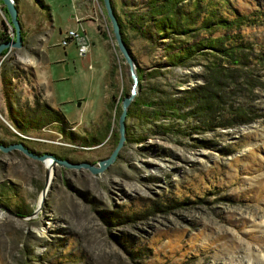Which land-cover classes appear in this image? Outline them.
I'll list each match as a JSON object with an SVG mask.
<instances>
[{
  "label": "rangeland",
  "instance_id": "rangeland-1",
  "mask_svg": "<svg viewBox=\"0 0 264 264\" xmlns=\"http://www.w3.org/2000/svg\"><path fill=\"white\" fill-rule=\"evenodd\" d=\"M143 1L111 0L120 17ZM192 1L176 4L190 28L186 37L152 44L129 39L136 84L122 140L108 164L91 173L81 163L97 166L115 147L120 99L131 83L101 1L41 0L43 7L17 0L30 28L20 27L19 48L0 53V76L10 79L8 101L29 104L37 93L61 114L72 139L53 124L14 130L0 86L1 143L20 142L67 163L47 166L49 158L0 151V264H264V0ZM208 14L207 30L200 23ZM233 14L245 16L231 33L238 60L247 65L230 68L243 76L237 86L222 81L215 92L210 128L204 112L176 119L193 105L164 113L159 99L172 107L174 98L192 97L187 91L205 86L203 67L214 58L199 49L184 66L168 67L166 43L198 47L200 39L221 34L214 19ZM67 29L83 35L82 55L69 40L62 46ZM0 32L12 36L1 3ZM135 97L137 105L131 104ZM236 110L252 121L220 126L234 123Z\"/></svg>",
  "mask_w": 264,
  "mask_h": 264
},
{
  "label": "trees",
  "instance_id": "trees-1",
  "mask_svg": "<svg viewBox=\"0 0 264 264\" xmlns=\"http://www.w3.org/2000/svg\"><path fill=\"white\" fill-rule=\"evenodd\" d=\"M33 1L37 5L41 4V0ZM180 1L183 0H144L141 3L142 5L139 6L131 4L130 7L138 8H135L131 12H127L124 17H120L115 13L110 0V6L118 26L120 40L130 58L131 55L128 49V43L131 37H138L146 43L152 44L155 39L162 40L170 37L173 38L174 35H181L182 37H186V35H188V30L190 28L185 27L186 16L179 14L176 10V4ZM192 2L194 5L197 1L193 0ZM122 5L124 4L122 3ZM42 6L45 7L44 5ZM244 18L245 16L233 14L230 18L221 17L214 19L213 26L215 28H220L222 30L221 34L213 38L207 37L202 40L200 39L198 47L195 44H185L182 40H175L174 45L176 46L172 45L173 41L166 43L165 46L167 47H165L166 49L165 54L163 55V60L165 66L168 67L175 65L184 66L189 58L196 53V50L199 49H207L208 52L212 51L210 54L214 58L207 60L203 67V80L205 82V86L199 85L192 90L187 91V93L191 94L192 97L181 96L179 98H174L171 102L173 105L172 107L168 106L165 102H162V99H159V104L161 105L160 108L164 111V113L172 114L173 110L177 111L181 108L183 109V107L193 105L185 111L180 110L179 112H176V119L179 121L191 116L195 112H204L205 114L202 116V122L206 123L207 129L210 128V122L216 118L215 111L218 105L215 92H217L218 89H222V86H224L226 82L233 83L237 86L235 81L243 79V76L240 74L238 75L235 72V69L231 70L230 68L238 67V65L246 67L247 65L244 60H238L240 57L237 53L238 51L236 50L238 44H235V34L231 33L233 29L241 25ZM209 23L210 17L208 14L204 20H201L200 26L205 25L204 27L208 30V28H210ZM124 29H128L133 36L131 35L130 38H128ZM102 36L104 39L105 37L103 34ZM7 39L8 37L4 33L0 32V41ZM240 46V48H245V45ZM4 50L1 52H4ZM9 80V78H5L4 75L1 74L0 86L4 97L5 119L14 130L20 133H26L27 131L38 130L41 127L53 124L56 131L60 135H63V137L68 141H71V133L62 129L63 118L61 114L57 111V109L51 108L42 99H39L37 93L31 95V102L29 104L25 102L18 107L12 106L8 101L6 92L9 87ZM222 81H224V84ZM248 88H251L250 85H248ZM202 97L206 98V104L204 106H199V101ZM134 103L137 105V97L132 99L131 104ZM125 113H127V111ZM232 119H235L233 121L234 123H232V121L225 122L220 124V126L230 127L232 124H244L252 121L251 117L246 116L244 112L239 113L237 110L234 118ZM166 129L176 130L173 126H168ZM18 140L20 139L18 138ZM79 143L82 145H89V141L86 138H81Z\"/></svg>",
  "mask_w": 264,
  "mask_h": 264
},
{
  "label": "water",
  "instance_id": "water-1",
  "mask_svg": "<svg viewBox=\"0 0 264 264\" xmlns=\"http://www.w3.org/2000/svg\"><path fill=\"white\" fill-rule=\"evenodd\" d=\"M100 1H101L102 8L104 10V13H105V17L109 23V27H110V31H111V35H112L114 45H115L118 53L120 54L122 60L127 65V69L129 71L131 83H130L128 93L123 95V97L120 99V110H119V113L117 116V130H118L119 136H118V140L116 142L115 147L109 153L108 156L97 161V166H91V165H88L86 163H81V165H83L85 168H87L91 173L101 171L105 167V165L108 164V162L113 158V156L115 154V150L122 140V128H123V118L125 115V110H126V107L129 103L130 99L132 98V96L135 92V84H136L135 76L133 74L132 60H131L128 52L126 51L124 45L122 44V42L120 40V36H119V32H118V26H117L115 17L112 14L111 6H110V0H100ZM0 3L3 5L4 11L8 17V21L10 24V31L12 34L11 38H9L7 40L0 41V52H1L2 50H4V49L6 50L8 48H19L21 45V42H20V26H19L18 19H17V13H16V7H15L14 0H0ZM8 150H18L21 153H23L24 155L29 156L30 158H35L37 160H43V159L45 160V159L49 158L50 159V162L48 160L49 165H51L52 163L67 164L64 160L56 159L53 156H51V154H45V153L35 154V153H32V152L26 150V148L23 147L20 142H14V143L6 144V145H3L0 142V151L6 152ZM45 175H46V171L44 170V176Z\"/></svg>",
  "mask_w": 264,
  "mask_h": 264
},
{
  "label": "built area",
  "instance_id": "built-area-1",
  "mask_svg": "<svg viewBox=\"0 0 264 264\" xmlns=\"http://www.w3.org/2000/svg\"><path fill=\"white\" fill-rule=\"evenodd\" d=\"M66 38L62 40V46L66 44V42L71 41L74 46L76 53L78 55H82L86 49V41L81 33H77L72 29H67L65 32ZM8 37L10 38V33L8 34Z\"/></svg>",
  "mask_w": 264,
  "mask_h": 264
},
{
  "label": "crops",
  "instance_id": "crops-1",
  "mask_svg": "<svg viewBox=\"0 0 264 264\" xmlns=\"http://www.w3.org/2000/svg\"><path fill=\"white\" fill-rule=\"evenodd\" d=\"M14 3H15V7H16V13H17V19H18V23H19V26L20 27H23L24 26V30L23 31H26V30H28L30 27L28 26V24L26 23V19L23 17V15L21 14V12H20V10L18 9V7H17V0H14ZM46 7V6H45ZM46 10H48V9H46ZM46 13H47V11H46ZM79 17H77V19H78ZM42 28V27H41ZM21 29V28H20ZM44 31V30H43ZM42 31V32H43ZM42 32H41V35L43 36V34H42ZM36 44H37V46H36V48L35 47H30V49L31 48H35L36 49V51L37 52H39L38 51V42H36Z\"/></svg>",
  "mask_w": 264,
  "mask_h": 264
},
{
  "label": "bare ground",
  "instance_id": "bare-ground-1",
  "mask_svg": "<svg viewBox=\"0 0 264 264\" xmlns=\"http://www.w3.org/2000/svg\"><path fill=\"white\" fill-rule=\"evenodd\" d=\"M46 164H47V166H49V163H48V161L46 162Z\"/></svg>",
  "mask_w": 264,
  "mask_h": 264
}]
</instances>
